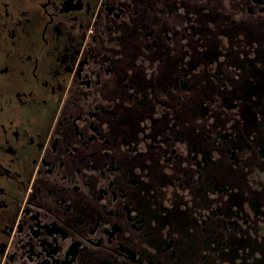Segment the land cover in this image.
I'll list each match as a JSON object with an SVG mask.
<instances>
[{
	"label": "flooded vegetation",
	"instance_id": "af4514ba",
	"mask_svg": "<svg viewBox=\"0 0 264 264\" xmlns=\"http://www.w3.org/2000/svg\"><path fill=\"white\" fill-rule=\"evenodd\" d=\"M0 264H264V0H0Z\"/></svg>",
	"mask_w": 264,
	"mask_h": 264
}]
</instances>
